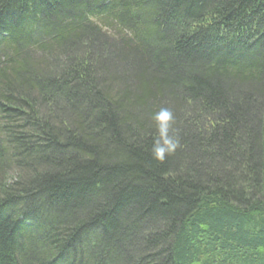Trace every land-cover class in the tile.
I'll list each match as a JSON object with an SVG mask.
<instances>
[{"label": "trees", "instance_id": "1", "mask_svg": "<svg viewBox=\"0 0 264 264\" xmlns=\"http://www.w3.org/2000/svg\"><path fill=\"white\" fill-rule=\"evenodd\" d=\"M0 264H264V0H0Z\"/></svg>", "mask_w": 264, "mask_h": 264}, {"label": "clouds", "instance_id": "2", "mask_svg": "<svg viewBox=\"0 0 264 264\" xmlns=\"http://www.w3.org/2000/svg\"><path fill=\"white\" fill-rule=\"evenodd\" d=\"M156 123L157 137L153 140L151 154L158 161H163L167 155H171L179 146V138L173 132L175 122L174 113L167 107L160 108L153 114Z\"/></svg>", "mask_w": 264, "mask_h": 264}]
</instances>
